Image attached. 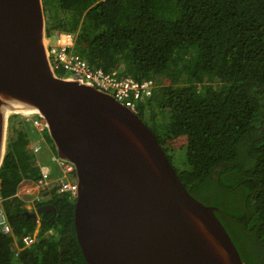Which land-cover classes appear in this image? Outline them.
Wrapping results in <instances>:
<instances>
[{"label":"trees","instance_id":"trees-1","mask_svg":"<svg viewBox=\"0 0 264 264\" xmlns=\"http://www.w3.org/2000/svg\"><path fill=\"white\" fill-rule=\"evenodd\" d=\"M55 1L43 2L52 18L69 16L48 30L75 33V51L94 69L156 83L140 116L171 163L173 152L184 151L182 183L225 214L217 216L245 264H264V0ZM165 113L168 121L158 124ZM32 135L14 116L0 196L18 242L0 229V264H88L75 200L54 194L38 201L37 208H55L41 213L39 227L17 196L24 180L43 176ZM46 139L56 154L48 132ZM37 229L38 241L18 251Z\"/></svg>","mask_w":264,"mask_h":264},{"label":"water","instance_id":"water-1","mask_svg":"<svg viewBox=\"0 0 264 264\" xmlns=\"http://www.w3.org/2000/svg\"><path fill=\"white\" fill-rule=\"evenodd\" d=\"M43 0H0V168L10 114L36 111L78 179L75 229L88 264H245L217 213L193 197L150 127L115 97L61 79ZM43 212H55L44 205Z\"/></svg>","mask_w":264,"mask_h":264},{"label":"built area","instance_id":"built-area-1","mask_svg":"<svg viewBox=\"0 0 264 264\" xmlns=\"http://www.w3.org/2000/svg\"><path fill=\"white\" fill-rule=\"evenodd\" d=\"M65 16H67V13H63L62 17ZM76 40L77 35L73 32L46 29L45 46L51 68L55 75L61 79L95 86L99 90L113 95L119 103L123 104L133 113L140 115L141 107L152 99L157 87L156 83L153 80H136L131 76L125 75L122 69L108 72L94 69L84 57L75 51ZM57 72H60L62 76L58 75ZM12 115L19 116L24 123L30 125L33 132L32 139L30 140L31 153L36 157L43 151L45 148L44 143L47 142L46 132H48V123L45 117L39 113L30 116L22 114ZM51 159L52 166L57 171V176H52L49 172L43 171V176L37 181H25L24 185L29 187L32 182V189L35 188L36 193L49 198L55 194L60 196L68 195L71 199L76 200L79 186L75 166L70 162L58 158L54 153ZM36 164L41 166L38 159L36 160ZM32 189L26 190L27 193H31ZM36 200L41 199L36 197L31 202H35ZM0 229L5 235L11 236L18 242V239L14 236L1 197ZM36 235L37 233H34L33 235L22 237L20 242L23 246L20 247L18 245V250L31 247L36 242Z\"/></svg>","mask_w":264,"mask_h":264},{"label":"rangeland","instance_id":"rangeland-1","mask_svg":"<svg viewBox=\"0 0 264 264\" xmlns=\"http://www.w3.org/2000/svg\"><path fill=\"white\" fill-rule=\"evenodd\" d=\"M44 1L45 0H43V2ZM49 1H51V2L54 1L55 4H56V1L55 0H49ZM51 5H52V3H51ZM63 13H66V12H64V11H60L59 12L58 11V14H56L57 15V17H56L57 19L55 21L52 18L50 12L48 10H46V7H45V23H46V29H49L51 27H54V25L57 26V22H62L63 19H67L68 16H69L68 13H67V16L62 17L63 16ZM54 22L56 24H54ZM52 29H54V28H52ZM54 31H56V29H54ZM168 116H169V113H165V114L159 115L158 116L159 117L158 118V121L159 122H157V123L158 124H160V123L165 124L168 121ZM13 119H14V116L13 115H10V117H9V123H10V121L12 122ZM145 121L146 122L149 121L148 117L145 118ZM7 144H8V139L6 140V145ZM44 145H45V148L43 149V151L40 154H38L36 156V159H38L40 161V163L42 164L41 165V168H42V170L44 172H49L51 175L55 174L54 176H57V171H55V169L52 167V159H51L52 154H53L52 144L47 141L46 143H44ZM171 155H172V158H173L172 165L174 166V168L176 170H183L184 169L183 163H184V160H185V153H184V151L183 150H181V151H177L176 150ZM32 186H33V183L32 182L30 183L29 187L24 186L21 183L19 185L18 192H19V195H20L21 199L25 202L27 210L29 212L36 213L37 212V203H38L36 201H39V200H36L35 202H31V201H33L36 197H38V199H43V201H47L50 198L49 197H46L45 195H41L39 193H36L35 192V188L32 189ZM28 189H32L31 190V193H27ZM39 217L40 216H38V218ZM38 224H39V227H40V223L39 222H38ZM38 232H39V229L36 232L37 235H38ZM36 240L38 241V238L37 237H36Z\"/></svg>","mask_w":264,"mask_h":264},{"label":"clouds","instance_id":"clouds-1","mask_svg":"<svg viewBox=\"0 0 264 264\" xmlns=\"http://www.w3.org/2000/svg\"><path fill=\"white\" fill-rule=\"evenodd\" d=\"M10 115H12V114H10ZM10 115H9V116H10ZM17 117H18V116H17ZM8 119H9V117H8ZM7 136H8V137H7ZM8 138H9V122L7 123L6 140H7ZM5 145H6V142H5ZM7 145H8V144H7ZM7 145L5 146V153H6V151H7ZM54 154H55V153H54ZM5 155H6V154H5ZM55 155H57V154H55ZM36 160H37V159H36ZM41 165H42V164H41ZM52 167H53V166H52ZM25 181H29V180H24V181L22 182V185L25 184ZM24 186H25V185H24ZM17 196L21 199V197H20V195H19V192H18ZM0 197H1V196H0ZM1 198H2V197H1ZM39 201H43V199H41V200H39ZM47 201H48V200H47ZM75 201H76V200H75ZM36 202H38V201H36ZM3 205H4V203H3ZM37 209H38V208H37ZM30 213H33V212H30ZM40 215H41V214H40ZM40 215H39V216H40ZM39 219H40V218H37L36 221L40 223ZM37 230H38V229H37ZM37 230L35 231V233L37 232ZM33 234H34V233H33ZM33 234H32V235H33ZM36 237L38 238V235H36ZM36 242H37V240H36ZM36 242H35V243H36ZM35 243H34V244H35ZM34 244H33V245H34ZM24 249H25V248H24ZM22 250H23V249H22ZM22 250H20V251H22ZM18 251H19V250H18Z\"/></svg>","mask_w":264,"mask_h":264},{"label":"bare ground","instance_id":"bare-ground-1","mask_svg":"<svg viewBox=\"0 0 264 264\" xmlns=\"http://www.w3.org/2000/svg\"><path fill=\"white\" fill-rule=\"evenodd\" d=\"M36 113H39V112H36V111H29V112H24V113H21L22 115H26V116H30V115H33V114H36ZM40 114V113H39Z\"/></svg>","mask_w":264,"mask_h":264}]
</instances>
